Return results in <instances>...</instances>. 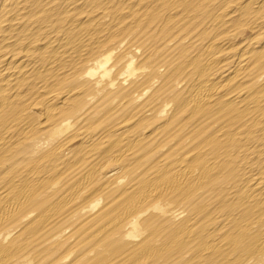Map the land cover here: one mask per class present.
Returning a JSON list of instances; mask_svg holds the SVG:
<instances>
[{"label":"bare ground","instance_id":"bare-ground-1","mask_svg":"<svg viewBox=\"0 0 264 264\" xmlns=\"http://www.w3.org/2000/svg\"><path fill=\"white\" fill-rule=\"evenodd\" d=\"M0 264H264V0H0Z\"/></svg>","mask_w":264,"mask_h":264}]
</instances>
